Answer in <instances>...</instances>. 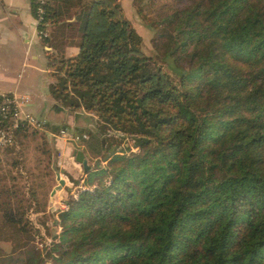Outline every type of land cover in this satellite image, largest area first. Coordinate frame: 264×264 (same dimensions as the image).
Returning <instances> with one entry per match:
<instances>
[{
	"label": "trees",
	"instance_id": "trees-1",
	"mask_svg": "<svg viewBox=\"0 0 264 264\" xmlns=\"http://www.w3.org/2000/svg\"><path fill=\"white\" fill-rule=\"evenodd\" d=\"M138 1L151 55L120 0H30L39 30L79 38L47 56L49 92L95 117L80 140L99 162L41 248L12 241L48 191L0 178V264H264V0Z\"/></svg>",
	"mask_w": 264,
	"mask_h": 264
},
{
	"label": "rangeland",
	"instance_id": "rangeland-1",
	"mask_svg": "<svg viewBox=\"0 0 264 264\" xmlns=\"http://www.w3.org/2000/svg\"><path fill=\"white\" fill-rule=\"evenodd\" d=\"M170 1L173 0H156L152 8L159 10L162 4ZM120 4L126 19L142 37L144 53L154 54L152 32L144 26L141 16L137 14L139 6L147 9V5L141 4L138 0H120ZM27 72H29L28 77L25 79L23 75V80L30 85L28 93L36 108V111L34 108H29V111L36 117L46 120L45 129L38 130L39 132L35 136H20L13 151L8 152L9 150L3 151L5 148L0 149V178L6 176V182L10 184L9 176H17L16 183L19 186L33 185L39 192L40 198H42L41 193L48 191V204L45 209L30 214V220L38 231L12 241L13 243L28 241L41 248L51 242L49 235L52 234L53 228L57 224L59 211L66 207V202L71 197L76 196L79 190L86 187L87 174L96 169L99 160L92 159L85 150L89 168L87 171L84 170L82 163L76 160V152L85 149L81 144L80 137L86 135L85 132L88 128L86 125L77 127L78 124H83L82 119L76 117L77 112L66 110L64 114L55 115V105L57 104L55 99L41 88V84H46V80L41 81L40 84L39 70L32 69ZM86 114L90 118L88 122L93 131L95 127L92 124L95 125V117L92 114ZM52 127H56L57 130H52ZM42 132L45 133V138L41 136ZM103 145L111 146L105 140ZM44 150H48V152L45 153ZM136 150L137 148H132V151ZM100 163L106 164L105 161ZM61 179L63 184H60ZM53 190L54 193L51 194ZM10 245L11 243L0 242V246L4 250H9Z\"/></svg>",
	"mask_w": 264,
	"mask_h": 264
},
{
	"label": "crops",
	"instance_id": "crops-1",
	"mask_svg": "<svg viewBox=\"0 0 264 264\" xmlns=\"http://www.w3.org/2000/svg\"><path fill=\"white\" fill-rule=\"evenodd\" d=\"M73 19L74 17L67 21ZM46 31L49 36L48 42L43 41L38 35V26L30 0H0V92L27 97L28 111L29 108L36 111V108L28 93L30 85L23 80V75L25 79L28 77L29 72L26 71L39 70L40 84L46 80V84H41V88L46 94H50L49 84L52 80L49 76L47 56L69 57L79 50L78 37L72 39L62 34L55 25H48ZM65 112L66 110H56L55 115ZM76 114L83 123L77 127L86 125L92 130L87 114L81 112Z\"/></svg>",
	"mask_w": 264,
	"mask_h": 264
},
{
	"label": "built area",
	"instance_id": "built-area-1",
	"mask_svg": "<svg viewBox=\"0 0 264 264\" xmlns=\"http://www.w3.org/2000/svg\"><path fill=\"white\" fill-rule=\"evenodd\" d=\"M41 3L46 0H39ZM37 26L42 17H35ZM38 35L46 36L44 30L38 29ZM27 97H17L13 93L0 92V149L11 146L15 142L16 131L23 126L27 129H45L46 120H42L30 111Z\"/></svg>",
	"mask_w": 264,
	"mask_h": 264
},
{
	"label": "water",
	"instance_id": "water-1",
	"mask_svg": "<svg viewBox=\"0 0 264 264\" xmlns=\"http://www.w3.org/2000/svg\"><path fill=\"white\" fill-rule=\"evenodd\" d=\"M103 143H104V140H102V144ZM76 160L82 163V165L84 166V170H86V171L88 170L89 165H88L87 160L85 158V149L77 150V152H76ZM63 183L64 182L61 179L60 180V184H63ZM53 193H54V190L52 191L51 194H53Z\"/></svg>",
	"mask_w": 264,
	"mask_h": 264
}]
</instances>
